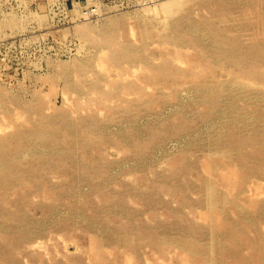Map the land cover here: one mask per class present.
I'll list each match as a JSON object with an SVG mask.
<instances>
[{"label": "rangeland", "instance_id": "obj_1", "mask_svg": "<svg viewBox=\"0 0 264 264\" xmlns=\"http://www.w3.org/2000/svg\"><path fill=\"white\" fill-rule=\"evenodd\" d=\"M0 264H264V0H0Z\"/></svg>", "mask_w": 264, "mask_h": 264}]
</instances>
